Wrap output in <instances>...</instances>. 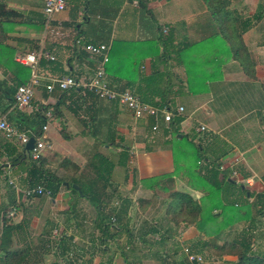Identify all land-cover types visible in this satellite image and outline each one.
<instances>
[{"label":"crops","instance_id":"0c3cea01","mask_svg":"<svg viewBox=\"0 0 264 264\" xmlns=\"http://www.w3.org/2000/svg\"><path fill=\"white\" fill-rule=\"evenodd\" d=\"M168 1L149 0L146 5L150 10L153 8L160 9ZM191 1L192 5H198L197 1ZM74 3V0H66L65 8L47 19L42 12V0H0V11L5 14V16H0V20H5L1 22L0 26V28L2 27V32H0V80L5 81L6 85H13L15 81L14 71L18 70L16 63L20 64L14 60L16 54L31 50L41 52L35 71L39 78L38 84L33 87V97L30 104L23 110H18L13 105V99L1 98L0 116H4L7 122L17 129L23 130L28 128L25 123L26 118L33 115L39 105L45 106L46 112H49L50 116L46 117V128L43 131L47 146L42 150L45 153L41 152V168L47 172H57L56 167L52 165V159L62 158L63 146H59L61 142H65L78 157L76 160L77 168L74 172L76 177L83 176V166L87 171V168H92L90 162L96 156L97 158L101 156L103 160L106 159L104 167H107V163L111 164V169L104 173V177L108 179L110 184L112 180L114 182L113 188L111 189L107 185L105 191L119 190L120 185L125 183L127 160V141L125 139L127 132L130 133L132 130L124 124V118L128 114L133 123L137 120L133 119L129 111L122 108L116 101L99 98L82 88H70L68 90L53 88L51 91L45 89L49 80L55 77L71 75L87 78L91 74L93 64L100 59V55L89 54L86 46L102 43L108 46L104 76L111 89L120 92L123 85H130L125 89H129V87L133 89L143 85L145 75L156 71L164 73L163 82L155 84L154 87L160 91L163 89L161 93L163 92L162 94L166 96L165 99L168 101L175 100L178 95H185L190 104L189 113L186 117L183 115L178 124L179 133L177 134L180 136L176 134V137L180 138L182 134L194 137L196 142L201 146L204 145L207 152L212 154L211 156L214 158H223L229 154L231 156L233 153L237 156L239 154V157L242 158V164L249 171V174H255L260 178L258 182L260 183V192L264 191V0H230L228 6L232 13L240 18L241 38L253 64V78L247 77L241 71L238 62L225 49L226 44L222 43L220 36L214 44L204 40L201 45L194 49L192 47L189 51L186 50L185 54L181 55V59L177 60L171 53L175 46L178 48L184 43H195L196 40L192 36L193 31L200 29L195 28L194 21L200 17L206 25V11L202 3L195 8L191 5L188 6V4L183 6L180 4L181 0H176L175 3L179 5L180 9L167 8L163 10L161 8L160 12L157 10L160 20V24H158L160 26L171 24L172 36L174 37V41L167 45L166 49L169 51V55L165 57L166 59L163 58V61L158 60L159 53L155 49L157 42L152 40L156 34L151 33V28H147L149 32L139 33L134 24L142 15L141 8L135 0H130V7L127 0H121L119 7L110 17H104L101 12L98 13L99 16L96 15L98 19L106 20L107 24H110L111 21L110 28L105 29L103 27L107 34L105 36L97 35L98 38L84 33L83 30L91 31L92 27L87 25L90 17L83 16L81 20L79 18L81 12L76 11ZM118 18L122 24L113 26L114 21ZM80 20L83 21L84 26ZM205 25L204 28L207 27V30L210 31ZM96 28L99 29L100 25H97ZM202 33L207 36L205 30ZM4 48L11 51L12 55L6 54ZM43 53L51 56L52 59L45 57ZM194 55L197 58L192 59ZM165 60H168V65ZM185 60L195 64L198 71V81L194 84V91L192 92H189L186 85ZM20 65L23 67L22 83H26L30 78L31 71L27 65ZM176 85L180 91L176 89ZM15 86L13 85V88ZM199 95L202 96L200 99L197 98ZM151 100L159 101L157 94ZM177 105H181L185 109L183 103L178 102ZM202 107L206 109L203 111L199 124H192L187 120ZM237 110L241 112V115L226 123V120H229L234 111ZM104 115L107 117L106 121L103 119ZM121 116L123 118L120 119ZM243 119L246 120L242 124H237ZM97 121L102 126L104 123L108 126V134L106 131L102 133L104 137L109 136L110 133L113 134L110 140L112 143H106L103 150H98L99 152L94 150L95 137H97L94 136V124L100 126ZM150 125L151 119L148 130H143L147 142H149L147 135H152ZM198 125L205 127V130L201 131L203 133L196 130ZM237 125L241 127L238 128ZM162 127L161 125L160 128ZM134 129L139 130V134L142 133V130L137 126ZM45 131L49 133L46 134ZM97 134L101 135V130ZM259 134L262 135V139L258 137ZM60 135L65 137L62 136V141L59 139L57 144L54 138ZM166 136L169 137L166 138ZM164 137L166 139L161 141V144L164 145H159V147H150V144H147L144 148L149 147V149L137 151V147H140L141 144L138 142L133 143V149H129L128 153H132L136 165L134 169L137 171V176L140 175L138 178L170 173L173 170L172 153L168 144L171 134H164ZM0 139H2L1 135ZM47 151L55 153L50 154ZM2 152L4 151L0 147V161L7 157ZM26 165L27 163L22 162L11 165L6 161L5 166L0 168V175L4 177V181L0 180V185L3 182V184L7 183L13 187L14 191L9 192V196L15 201L18 199L16 190L19 188L15 190L18 186L14 177L15 174L26 176ZM79 167L82 169L77 176ZM67 171L68 168L63 172L66 173ZM134 176L135 172H133L132 177L134 178ZM111 197L108 195V198ZM69 200L70 206L73 207L74 204L83 199H78L71 192ZM121 200H117L118 205H120ZM51 203L54 204V198L51 199ZM262 216H264V210L261 215L254 219L255 227L252 228V233L258 230L256 219ZM140 218H136L137 222ZM151 225L156 229V232L164 235L165 238L168 236L177 239L185 238V233L190 234L191 232L193 238L203 239L190 225L181 228L175 226L176 228L173 227V229L175 228L174 231L171 228H161L159 221ZM261 229L264 230V227ZM117 232H114L115 235L109 233L110 236H106V238L112 240L118 235V239H120V233L117 234ZM143 243L147 244L146 242ZM114 250L121 249L117 247ZM171 250H180V248L174 242ZM172 256L177 257L176 261L181 260V264L188 263L183 260L184 255L182 253L175 254L171 251V255H166L168 258L170 257L171 261ZM221 259L224 257L222 256ZM120 260H118V264H124L123 259Z\"/></svg>","mask_w":264,"mask_h":264},{"label":"rangeland","instance_id":"374dc122","mask_svg":"<svg viewBox=\"0 0 264 264\" xmlns=\"http://www.w3.org/2000/svg\"><path fill=\"white\" fill-rule=\"evenodd\" d=\"M75 3L73 4L76 7V11L79 10L81 12V15L79 18H83V16H89L90 20L87 25H89L91 28V31L83 30L85 34L90 36H105L107 34V31H105L106 28H110V24H107L108 22L102 18H97L96 15H98L99 12L103 14L104 17H110L112 16L117 8L120 5L121 0H74ZM128 3L130 0H127ZM136 2L139 0H135ZM197 1V6H200L201 1L200 0H194ZM149 2V0H142L140 4V11L142 15L138 17V19L134 22V24L137 26V29L139 33H146L147 28H151V33H155L156 36L152 37L153 41L157 42V47L155 48L156 51H158V60L163 61L161 59L162 51H163V45H162V38L159 35H166L169 36L170 34H165L166 29L163 28L162 30L157 28V24L160 22L159 15H157V10L160 12V9L163 10L167 8H174V9H180L179 5L176 2V0H169L167 4L162 6L160 9L153 8L148 9L146 3ZM183 6L186 4L191 5L193 7H197L196 5H192L191 0H181V3ZM203 5V4H202ZM131 6L130 3L128 5ZM176 10V12H177ZM99 16V15H98ZM102 16V15H101ZM80 20V23L83 25V21ZM120 18L116 19L113 23V26H119L120 24ZM180 22V20H179ZM160 24V23H159ZM195 28L200 30H194L192 36L195 38L197 43L194 44L193 49L196 46H199L203 43V41H207L210 44H214L216 40L219 37V33L216 31L215 27L208 31L207 27L204 28V21L200 19V17L194 21ZM206 23L205 26H209V24ZM211 24V21H210ZM100 25V28L97 29L96 26ZM84 26V25H83ZM86 26V25H85ZM169 28L172 30V25H168ZM105 29H104V28ZM204 28V29H203ZM164 30V31H163ZM169 29V32H171ZM205 30V35H203L202 31ZM162 31V33H160ZM134 32H136V29H134ZM173 34V31H172ZM117 36V34H116ZM114 37V35H113ZM121 37V36H118ZM98 38V36L96 37ZM209 38V39H207ZM219 40V39H218ZM213 42V43H212ZM165 52V50L163 51ZM197 58L196 55L192 57V59ZM166 59V58H165ZM167 65L169 62L168 60H165ZM197 63V62H196ZM176 89L180 91V89ZM202 96H197V98H201ZM183 103L185 109H183L182 115L185 116L190 111V104L188 102V98L185 95H178L176 96L175 100L168 101V108L170 110H173L177 103ZM205 107H202L199 110H196L195 113L188 118L187 120L190 121L192 124H199V120H201V116L203 114V111H205ZM241 115L240 111H234L232 116L229 118V120H226V123H229L230 121L234 120L237 116ZM123 118V116L120 117V119ZM104 121L107 120L106 115L103 117ZM133 121L129 118L128 114H126V117L124 118V124L132 131L130 133L127 132L126 134V153H127V160H126V166H125V183L123 182L122 185H120V189L118 190H108L105 192V194L110 195L111 199L108 200V196H104L103 202L105 205H108L109 209L117 208L119 205V202L117 203V200L120 201L121 199H125L128 203L127 207V213L126 216L123 218L126 227L128 228L126 230L124 228L122 229H115L112 228L111 234L115 231H118L120 233L118 239V235L115 236L112 240H108L106 236L107 234L100 233L95 227L93 223V219H95V209L90 204L86 198L76 196L78 199H83L82 201H78L74 206H70L71 202L69 200L70 198V189L65 186L67 182H70L73 177L75 179L77 178L74 174L75 168H77V155L76 153L68 148L65 142H61V146H63L62 152V158L58 157L57 159H52V165L56 167L57 172L54 173V176L61 181L57 191L58 193L54 196V204L51 203L50 196L47 195H40L37 196H31V197H23L22 195L15 201L13 198L9 196V192H13V187L10 186L7 183L1 182L0 185V216L1 213L5 214L6 219H8L11 223L16 224L18 227L16 230L13 231V242L12 246L21 247L26 246L30 250H28V259L26 264H118V260L121 259V254L119 253L121 250L125 253H127V258L129 264H176L177 257L174 258L172 256V261L168 257L158 259V254H154L153 248H159L156 244H152V240H161L162 236L160 233L156 232L155 235L149 233L145 235L147 238V244H144V241H140L137 239L138 236H141V234L144 231H149V227L152 223H157L159 221V226L161 228H171L175 227L174 225L170 224L167 220V216L164 213V203H162V200L164 202V199H166L167 192H160L157 193L151 192L148 189H143L140 184V179L138 178L140 175L137 176V171L135 168V163L133 161V155L132 153H128L129 149H133L134 145L133 143L141 142L140 147H137V151H144L146 150L144 148L145 145L150 144V147H159L161 144V141L168 138L169 136L164 137V133L160 132L162 123L159 124V132L156 134H152L151 136L147 135V138L149 142L145 140L143 130H148L150 118L147 116H143L140 118L135 119ZM244 120H240L237 124H242ZM103 121V122H104ZM25 123L29 125L35 132L39 131V125L36 123L35 120H30L29 118H26ZM96 123V121H95ZM97 123L100 125V122L97 121ZM138 127L141 129L142 133L139 134V130L134 129V127ZM169 126V125H168ZM238 128H240V125H237ZM107 125L104 123L100 126L94 124V132L97 134L101 130V135H95V142H94V150L95 152H99L98 150H103L104 145L106 143H112L110 139L103 136V132L107 131ZM125 129V127H124ZM46 134H48V131H45ZM67 133V132H66ZM171 134L170 130L168 131V134ZM203 133V132H201ZM167 135V134H165ZM34 136H37L34 135ZM63 136V135H62ZM62 136H56L54 138V141L57 143V141L60 139L62 141ZM65 136H63L64 138ZM191 142L194 143V146L196 147L194 149V155L200 156V155H206L211 156L212 154H209L205 148L204 145H200V148L196 146L198 142H196L194 137L187 136ZM260 139H262V135L259 134L258 136ZM7 140V143L10 146L12 154H24L23 147L14 139H5ZM47 141V140H46ZM184 142L186 140L183 139ZM58 144V143H57ZM204 146V147H203ZM50 154H54L53 151H47ZM43 154L45 153L42 152ZM101 154V153H100ZM230 155V154H229ZM225 156L223 158L218 159L219 166L216 167L217 170H220L223 168L226 170V176L230 179H233L235 182H238L241 184L242 191H248V192H260V183L258 176L255 174H249V171L243 166L242 164V158L239 157V154L233 153L231 156ZM26 157V155L24 154ZM229 156V157H228ZM47 157V156H45ZM22 163L30 164L31 162L28 158H23ZM202 160V159H199ZM2 161H8V159H3ZM95 159H93V162ZM226 166L228 168H226ZM70 167V169H69ZM72 167V169H71ZM68 168V171L64 173L63 171H66ZM102 168V167H101ZM104 168V165H103ZM211 168L210 167L207 169ZM241 171L243 170L248 171L244 177H241L237 170ZM79 171L77 173V176L79 175L82 167L78 168ZM83 169L85 167L83 166ZM199 173L205 174V170L202 168H197ZM231 170L236 172V176L229 177L231 174ZM221 171V170H220ZM84 172V170H83ZM133 172H135L134 178ZM255 175V176H254ZM132 177V179H131ZM217 177L220 178L221 174L218 173ZM146 178V177H143ZM0 180L4 181V177L0 175ZM245 180H248L249 184L246 183ZM14 181L17 184V188L19 190L24 189L26 187V180L25 176H17L15 174ZM139 182V183H138ZM19 184V185H18ZM71 185V184H70ZM114 185L113 180L111 181L110 188L112 189ZM39 186L42 187V183L39 184ZM98 184L93 186V188L97 187ZM173 189L175 190H186L190 194H192L195 198L199 196V192L197 191H191L187 189L185 186V183L181 180L175 179L173 184ZM255 191V192H254ZM119 197L117 198V196ZM241 195V194H240ZM236 196V195H235ZM120 199V200H119ZM145 199L150 200V204L145 207L144 204H141L142 201ZM252 198L249 199V202H251ZM106 201L108 203H106ZM78 204V205H77ZM15 206V207H13ZM12 207V209H11ZM106 207V206H105ZM108 208H105V212L108 210ZM10 212H12L10 214ZM140 218V220L137 222L136 218ZM109 222L113 223L114 220V214H111L109 216ZM258 221V230H256L251 243V251L258 254L264 253V230L261 229L264 227V216H262L259 219H256ZM1 217H0V227H1ZM247 225V222L245 221H239L238 223H235L231 225L229 228H226L224 231H222L218 235V239L213 240L215 243H222L224 240H239V232L241 229H244V227ZM185 227L186 225L180 224L176 227ZM145 227V228H144ZM175 227V228H176ZM174 228V229H175ZM173 229V231H174ZM142 231L141 234L140 231ZM131 233V234H130ZM225 233V234H224ZM115 235V233H114ZM110 236V235H109ZM131 236V238H130ZM100 239L102 243H100ZM62 240V245H58V242L60 239ZM198 240L197 238H193V235L189 233H185V238H172L167 237L164 239L163 244L164 246L160 248L161 252L165 253L166 255H171V251L183 254V248L188 247L189 250L192 253H198L202 257V262L199 264H232L234 263L235 256L234 255H223L224 259L218 258L217 256H212L209 254L207 250H210V248H207V245L209 246V240L204 241L205 243H201V241L206 240ZM209 239V238H208ZM180 240V241H179ZM211 240V239H210ZM176 243L177 246H179L180 250H171L172 244ZM206 246V247H205ZM117 247H120L121 250H114ZM210 247V246H209ZM100 249H103V251H98ZM199 250V251H198ZM173 255V253H172ZM182 256V255H181ZM226 256V257H225ZM121 257V258H120ZM116 258V261H115ZM185 256L184 259L185 260ZM120 260V261H121ZM160 260V261H158ZM114 261V262H113ZM185 262H188L185 260ZM125 264V263H124ZM190 264V263H186Z\"/></svg>","mask_w":264,"mask_h":264},{"label":"trees","instance_id":"16d2710c","mask_svg":"<svg viewBox=\"0 0 264 264\" xmlns=\"http://www.w3.org/2000/svg\"><path fill=\"white\" fill-rule=\"evenodd\" d=\"M147 1V0H146ZM204 6L206 11V23L209 24L208 29L211 30L212 27L216 29L219 33V36L222 43L226 44V50L229 55L235 59L241 71L249 78H253V64L248 57L247 50L243 45V41L241 38V29H240V18L228 8L230 0H200ZM142 0L137 1L140 6ZM5 16V14L0 11V16ZM5 20H0L1 22ZM211 21V24H210ZM207 24V25H208ZM169 24H163L160 26L157 25V28L162 30L166 29V35H159L163 37L162 45L163 51L161 55V59L165 58L169 55V51L166 49L168 44H171L174 41V37L172 36V30L168 26ZM169 29L171 32H169ZM0 32H2V27L0 28ZM162 33V31H160ZM209 39V38H207ZM197 43V41H194ZM191 42L190 44L184 43L181 47H176L171 50V53L174 54L175 58L181 59V55L185 54L186 50L189 51L194 44ZM1 45V44H0ZM33 47V46H32ZM6 54L12 55V52L8 49L4 48ZM184 62V56H183ZM17 69L14 71V79L13 85L17 86L22 83V73L23 67L20 64H17ZM185 73H186V85L189 92L194 91V84L198 81V71L196 70L195 64L191 62H187L185 60ZM27 72V71H26ZM27 74V73H26ZM164 74V73H163ZM163 74L162 72H152L148 75H145L142 86H136L132 89L129 87L128 90L135 93L139 99L143 102L150 103L154 106H168V100H166V96H164L158 88L154 87L155 84L163 82ZM168 82V81H167ZM6 85L5 81L0 80V99L11 100L13 96V92L15 87ZM130 85H123L122 90L125 87ZM166 87V86H165ZM160 92H159V91ZM157 94L159 101H154L153 97ZM149 101V102H148ZM114 102V101H113ZM37 111L30 115L29 118L31 121L35 120L39 125V131L35 132L33 128L27 125V129H15L18 132H25L29 137L36 138L41 133V127L45 123L46 117L44 113L46 112L45 106H38ZM4 111V110H3ZM182 116H173L166 128H161L162 134H167L170 130L171 139L168 142L170 145L171 153H172V162H173V170L170 173H164L160 175L150 176L146 178H141L140 184L143 189H148L151 192L157 193L167 192L166 199L164 202V213L166 214V218L168 222L174 226L183 224L192 226L196 232L201 236L203 240L201 243H205L204 241L209 240L210 250H207L209 254L212 256H217L221 258L223 255H234L235 260L232 264H264V253L258 254L252 252L251 249V241L254 237L251 230L255 226V218L263 213L264 210V191L253 193L248 191H242L241 186L238 182H235L233 179H230L226 176L227 169L217 170L216 167L219 166L218 159L212 156L206 155H194V143L190 141V139L186 135H181L180 138L176 137L178 131V124L180 123ZM37 136H34L36 135ZM112 133L108 136V139H112ZM186 140V142L183 141ZM9 143V142H8ZM7 143V140L2 137L0 139V147L2 149V153H5L8 159V163L11 165H16L19 162H22L23 158H28L31 162L26 165V187L30 188L42 183V188L44 190L49 191L50 199L54 198V195L57 192V189L61 183L55 176V172H47L43 168H41V158L39 157L36 160H32L28 157L26 152L24 154H12L10 146ZM196 146L200 148V144L197 143ZM146 149H149L147 147ZM204 156V157H201ZM1 157V156H0ZM97 158V156L90 162L92 168L83 169V176L73 177L70 182L65 184L66 187L70 189L72 194L76 196H80L86 198V200L92 204L95 209V219H93V227H95L100 233L107 234L109 236V231L112 228L122 229L124 228L126 232L127 227L125 222H123V218L126 216L128 203L125 199H122L120 205L117 208L109 209L108 205H105L103 202L105 194V188L110 187V182L108 179L104 177V173L111 169V164L107 163V167L103 168V165L106 164V159ZM101 159V160H100ZM202 159L204 161H208L211 163V168L206 169L202 167H198L196 161ZM6 161H0V168L5 166ZM104 162V163H103ZM108 162V161H107ZM102 167V168H101ZM197 168H202L205 170V174L199 173ZM226 168H228L226 166ZM82 170V171H83ZM237 173L244 177L247 175L243 170L238 171ZM86 173V175H84ZM220 173L221 177L218 178L217 174ZM88 174V175H87ZM175 179L181 180L185 183L187 189L191 191L199 192V196L195 198L192 194L187 192L186 190H175L173 189V184ZM72 184L78 186V190L71 187ZM97 187L93 188V186L97 185ZM78 191L81 194H78ZM241 194V195H240ZM16 195L18 198L22 195L21 191H17ZM43 195V194H40ZM40 195H35L39 197ZM236 195V196H235ZM31 197V196H28ZM252 198L251 202L249 199ZM109 199V198H108ZM15 200V199H14ZM109 201V200H107ZM106 201V203H108ZM141 204H144L145 207L150 204V200L145 199ZM108 210L105 212V208ZM15 207V206H13ZM12 209V207H11ZM114 214L115 222H109V216ZM1 227H0V264H26L28 259V250H30L26 246L16 247L12 246L13 242V231L17 229V225L11 223L8 219H6L5 214L1 213ZM239 221L247 222V225L244 229H241L238 236L239 240H224L222 243H215L213 240L218 239V235L224 231L226 228H229L231 225L238 223ZM149 231H144L141 236H138L137 239L140 241H144L147 243V238L145 235L151 233L153 235L156 234V229L151 225L148 229ZM107 232V233H106ZM131 234V233H130ZM105 236V235H104ZM161 240H152L153 245H157L159 248L154 247V254H158V259L165 258L166 254L161 252L160 248L164 246L163 241L165 238L164 235H161ZM100 240V237H98ZM131 238V236H130ZM209 238V239H208ZM211 239V240H210ZM63 238L60 239L58 245H62ZM206 247V246H205ZM98 251H103L100 249ZM199 251V250H198ZM125 264H129L127 253L122 250L119 252ZM158 260V261H160ZM186 260V258H185ZM177 264V262H175ZM189 263V262H188ZM55 264V263H51ZM102 264V263H101ZM179 264V262H178ZM191 264V263H190ZM193 264H199L194 262Z\"/></svg>","mask_w":264,"mask_h":264},{"label":"built area","instance_id":"2783aa9c","mask_svg":"<svg viewBox=\"0 0 264 264\" xmlns=\"http://www.w3.org/2000/svg\"><path fill=\"white\" fill-rule=\"evenodd\" d=\"M42 12L45 18H50L52 15L62 11L65 8L66 0H42ZM164 31V30H163ZM89 54L100 55V59L93 64L91 74L87 78H78L71 75H65L60 77H55L49 80V83L45 85L47 91H51L53 88H58L59 90H68L70 88H82L93 95L104 98L108 100L116 101L122 108L129 111L133 119H137L143 116H147L151 119L150 132L151 134H156L159 132V124L162 123L166 128L170 119L173 116H181L183 112V107L177 105L173 110H170L168 106H154L152 104L143 102L139 97L128 89H124L120 92H116L111 89L107 84L104 76V64L107 62L106 53L108 51V46L105 44L86 46ZM41 52H35L34 50L18 53L14 56V60L20 64L27 65L30 68V78L26 83L19 84L15 87L12 99L13 105L18 110H23L27 107L33 97V87L38 84V76L36 74V67L38 58ZM47 58L52 59L51 56L43 53ZM45 117H49L50 113L45 112ZM46 128V123L41 127V133L38 137L34 138V143L29 151L25 154L32 160H36L41 157L42 150L47 146L44 140L43 131ZM196 130L201 132L205 130L203 125H198ZM0 135L5 139H14L23 147L27 142L29 136L25 132H18L13 125H11L4 116H0ZM196 164L198 167L209 168L210 163L204 160H197ZM236 176V172L231 170L229 177ZM249 184L248 180H245ZM21 191L23 197L35 196V195H47L49 196V191L44 190L41 186L36 185L30 188H24ZM12 212H10L11 214ZM184 256L186 260L193 264L201 263L202 257L198 253H192L188 247L183 248Z\"/></svg>","mask_w":264,"mask_h":264},{"label":"water","instance_id":"95a60500","mask_svg":"<svg viewBox=\"0 0 264 264\" xmlns=\"http://www.w3.org/2000/svg\"><path fill=\"white\" fill-rule=\"evenodd\" d=\"M177 136H180V134H177ZM33 143H34V138L33 137H29L27 142L23 146V151L24 152L29 151L32 148ZM240 186H241V184H240ZM71 187L76 189V190H78V186L75 185V184H72ZM78 194H81V193L78 191Z\"/></svg>","mask_w":264,"mask_h":264}]
</instances>
